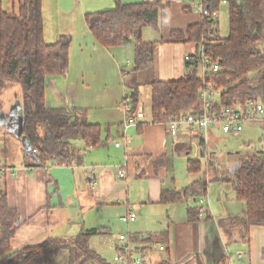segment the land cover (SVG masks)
Here are the masks:
<instances>
[{"label": "crops", "instance_id": "1", "mask_svg": "<svg viewBox=\"0 0 264 264\" xmlns=\"http://www.w3.org/2000/svg\"><path fill=\"white\" fill-rule=\"evenodd\" d=\"M165 1L170 6L160 14V30L150 26L142 29L143 42H160L153 62L135 75L139 91L136 109L143 110L145 119L128 130L133 142L125 152L121 146H115V141H121L124 119L121 101L125 84L133 76L127 73L133 67L129 63L134 59V47L102 46L90 33L84 18L87 13L114 9L116 0H42L45 43L54 44L63 35L70 37L67 75H48L45 79L46 107L83 109L88 123L109 127L110 134L109 141L99 147L75 140L83 154L79 165L48 161L43 166H33L29 148L24 147L27 141L16 135L17 119L9 122L8 113L17 103L20 107H16V112L22 115L19 87H5L7 92L0 100V188L5 186L7 203L19 215L15 235L10 239L13 249L38 245L48 236L73 237L82 230L103 227L106 234L90 239L91 247L102 257L109 249L114 254L113 243L118 234H128L135 244V253L144 256V264H215L222 256L238 251L244 255L241 261H231L232 264H264V227L250 226L248 240L240 239V228L232 231L236 237L229 238L221 227L220 220L240 213L225 206V195L218 194L219 204L206 196L205 206L202 204L206 203L191 197L176 203L160 201L162 191H182L202 176L200 171H189L190 159H202L189 155L191 145L184 142L195 133L184 131L182 141L173 144L166 124L152 122L150 83L154 79L176 80L186 75L190 67L183 57L196 50L189 42H171L170 32L185 30L202 20L196 6L198 0ZM0 8L18 14L19 2L0 0ZM155 34H159L158 38ZM12 93H18L14 101ZM105 138L106 133L102 132L101 140ZM175 156L185 157L188 174L197 175L185 186H176ZM155 160L160 162L155 165ZM4 169L15 174L11 176ZM119 169H124L126 177L117 175ZM66 185L70 188L68 192ZM211 203L215 207L221 205L222 210L215 212ZM94 207L98 216L88 223L84 218L86 210ZM242 208L240 205L239 211ZM190 209L198 211L194 221L189 219ZM129 212L136 214L135 220H122ZM141 234L147 238L140 240ZM153 242L162 249L150 247ZM58 257L59 254L52 264ZM58 264H67L66 258Z\"/></svg>", "mask_w": 264, "mask_h": 264}, {"label": "trees", "instance_id": "2", "mask_svg": "<svg viewBox=\"0 0 264 264\" xmlns=\"http://www.w3.org/2000/svg\"><path fill=\"white\" fill-rule=\"evenodd\" d=\"M226 1L228 36H218L212 17L218 13L221 0H206L207 9L201 22L189 25L185 30H172L170 41L197 46L202 40L211 42L213 35L215 43L211 51L221 67L213 81L223 88L220 103L223 106L247 100L264 103V0ZM18 2V14L6 13L0 8V91L8 85H19L23 117L21 135L28 143V154L33 155L30 157L33 166H43L48 161L79 165L83 154L75 142L81 140L90 147L105 145L109 141L110 128L88 123L83 109L46 107L45 79L48 75H67L70 37L63 35L56 43L46 44L42 0ZM169 6L165 0L134 3L116 0L112 10L85 14L86 25L99 44L106 48L129 44L134 47L133 67L127 73L133 76L125 84L131 111L137 108L139 101L135 75L153 62L160 42H143L142 29L150 26L159 31L160 14ZM252 71L256 73L249 77ZM150 86L153 123L166 124L173 114L199 109L201 79L196 68H190L186 75L176 80L154 79ZM262 126L264 131V123ZM102 132L106 133L103 141ZM196 137L204 145L200 135ZM261 142L264 144V134ZM157 162L160 161L155 160V165ZM188 166L190 172H199L200 160L190 159ZM221 179L232 181L236 198L243 205L240 214L228 218L235 225L225 229L226 234L234 238L232 231L240 228V239L248 240L250 226L264 227V150L259 155L239 158L227 173H216L211 177L202 175L182 191L164 190L160 201L176 203L184 198L201 197L207 193L208 182ZM4 187L0 188V264H52L61 251H67V264H109L90 245L93 236L106 234L103 227L82 230L73 237L48 236L38 245L13 249L10 239L15 235L19 215L8 205ZM197 214L196 209L188 210L190 221L196 220ZM225 220H220L222 227ZM262 254L264 256V247ZM227 262L228 258L222 256L215 264Z\"/></svg>", "mask_w": 264, "mask_h": 264}, {"label": "built area", "instance_id": "3", "mask_svg": "<svg viewBox=\"0 0 264 264\" xmlns=\"http://www.w3.org/2000/svg\"><path fill=\"white\" fill-rule=\"evenodd\" d=\"M206 0H201L198 3L197 8L203 14L207 9L205 6ZM221 4H227L226 0H221ZM213 19L216 18L214 14ZM214 36L212 35L211 42L201 41L196 50L184 55L183 60L190 64V68H196L198 75L201 79V87L199 90V109L197 112L185 111L170 116L166 122L167 132L173 144H178L182 141L181 133L197 132L203 139L205 145L207 135L212 128L221 130L223 133H240L243 130L245 123H264V103L256 100H247L241 104L233 106H223L220 103V89L214 81L213 76L221 70L219 61L214 59L211 46L215 43ZM128 63V62H127ZM126 73V72H125ZM122 108L124 111V119L121 124L120 137L121 141H115L116 147H122L125 152L130 150L133 142L132 136L128 134V130L132 127L138 126L145 119L143 110L135 109L131 111L129 91L124 88L122 96ZM192 139L185 140L191 145L192 142H196L197 147L204 152V146L200 143V139L195 136ZM195 153L194 156H196ZM5 173L13 176L15 172L13 170L4 169ZM117 175L120 178H124V169H119ZM202 203L208 202L206 195L201 196L200 201ZM136 214L129 212L122 216V220L134 221ZM147 236L145 234L139 235L140 240H145ZM135 244L132 242V237L128 234H118L115 237L113 243L114 254L112 257L113 264H142L144 257L134 251ZM150 247L161 248L158 243H150ZM241 251L235 254L227 255L228 262L225 264H232L231 261H241L243 257Z\"/></svg>", "mask_w": 264, "mask_h": 264}, {"label": "rangeland", "instance_id": "4", "mask_svg": "<svg viewBox=\"0 0 264 264\" xmlns=\"http://www.w3.org/2000/svg\"><path fill=\"white\" fill-rule=\"evenodd\" d=\"M201 0H198L196 3H200ZM227 5V4H226ZM225 4H220V8L218 13L216 14L215 18V26L218 33V36L221 38H224L228 36L229 33V19H228V10L227 6ZM158 38L159 34H155ZM133 61H130L129 65L132 66ZM128 65V66H129ZM129 71V70H126ZM256 73V71H252L249 74V77L253 76ZM19 87V85H18ZM7 88V87H6ZM6 88H3L0 91V100L2 99V96L7 92ZM223 88L221 87L220 91L222 92ZM19 93V92H18ZM18 93H12L11 100H15V98L18 96ZM20 94V93H19ZM10 98V97H9ZM197 135V132H195ZM263 126L261 123H245L243 126V130L240 133H223L221 130L212 128L210 129V132L207 135L206 143L204 148V152L200 148L197 147V143L194 141L191 143V152L189 155H195L194 158H201L200 160L201 168L200 172L201 175H204L205 177H211L218 174H224L229 171H231V168L233 167L234 163L241 157H244L246 155L253 156V155H259L264 150V144L261 142L263 138ZM11 137V136H9ZM201 137V136H200ZM204 146V145H201ZM186 144H184L183 149H186ZM190 158H193L191 156ZM175 173H174V180L176 183V186H185L188 182L192 180V178L195 179L197 175L188 174L187 172V159L185 157H179L175 156ZM65 192H68L70 190L69 186L66 185ZM225 195V206L230 208L233 212H241L239 211L240 205L242 203L236 198L234 185L232 181H225V180H214L208 182L207 186V194L211 199V202L217 201L218 194ZM90 194V193H89ZM71 197V196H70ZM201 197H198L197 202L200 201ZM202 204V205H207ZM199 204V203H198ZM211 206L213 207V210L215 212L217 210H222L221 205H218L215 207L214 203H211ZM97 207H94L92 209L86 210L88 213L85 215L86 222L92 221L93 218H97ZM68 211L71 212L70 208H68ZM235 214V213H234ZM240 214V213H238ZM224 221V220H223ZM234 221L225 220V224L223 222V228L225 229H231ZM236 223V222H235ZM94 225V223H92ZM97 225V224H96ZM222 227V226H221ZM65 238V237H62ZM109 251V252H108ZM107 252L103 254V257L107 260L109 264H113L112 257L113 252L109 249ZM67 251H61L59 253V257L55 264H58L62 262V259L65 257L67 261Z\"/></svg>", "mask_w": 264, "mask_h": 264}, {"label": "water", "instance_id": "5", "mask_svg": "<svg viewBox=\"0 0 264 264\" xmlns=\"http://www.w3.org/2000/svg\"><path fill=\"white\" fill-rule=\"evenodd\" d=\"M16 107H20L19 106V103H17L15 106L11 107L9 113H8V116H9V122L13 119H17L18 121V131L16 133L17 136H21V127H22V121H23V117L22 115L18 114L16 112ZM24 147L25 148H29L27 142L24 144ZM30 157H33V155L31 153H29ZM88 181H90V178L87 179Z\"/></svg>", "mask_w": 264, "mask_h": 264}]
</instances>
